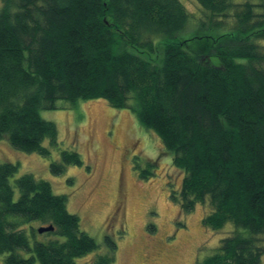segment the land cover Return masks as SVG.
I'll list each match as a JSON object with an SVG mask.
<instances>
[{"label": "trees", "instance_id": "obj_1", "mask_svg": "<svg viewBox=\"0 0 264 264\" xmlns=\"http://www.w3.org/2000/svg\"><path fill=\"white\" fill-rule=\"evenodd\" d=\"M195 0L204 13L194 32L179 0H0V140L48 157L57 128L40 111L98 99L135 114L161 141L184 176L169 192L181 213L209 201L202 220L232 234L198 264H260L264 246V0ZM131 102V103H129ZM53 175L82 166L61 153ZM139 177L151 178L150 168ZM0 164V255L3 264H75L98 249L67 211V197L46 181ZM53 226L64 241L36 242L22 228ZM90 264H112L117 249ZM30 256L22 258L19 252Z\"/></svg>", "mask_w": 264, "mask_h": 264}, {"label": "rangeland", "instance_id": "obj_2", "mask_svg": "<svg viewBox=\"0 0 264 264\" xmlns=\"http://www.w3.org/2000/svg\"><path fill=\"white\" fill-rule=\"evenodd\" d=\"M179 1L193 25L183 34L187 38L207 13L195 0ZM56 106V110L40 111V118L57 128L56 147L51 148L49 140L42 142L50 155L18 152L0 140V164L18 166L9 181L15 199L19 194L14 181L25 174L48 182L54 195L67 197L68 213L78 216L80 231L98 244L97 250L75 259V264H90L105 255L106 236L117 245L112 264H198L214 255L221 240L230 235L250 238L247 230L232 223L218 231L204 228L202 220L211 212L208 200L191 213H181L169 192L179 190L184 175L172 165L156 134L145 130L128 108L113 109L98 99L72 104L61 100ZM64 151L76 152L83 164L65 166L62 174L53 175L50 165L61 163ZM150 164L154 166L149 169L151 178L144 180L140 171ZM40 227L35 221L22 228L30 247L36 242L64 241L56 234H38ZM258 239L264 246V235ZM19 255L30 256L23 251ZM4 257L0 255V264ZM261 258L264 264V254Z\"/></svg>", "mask_w": 264, "mask_h": 264}, {"label": "water", "instance_id": "obj_3", "mask_svg": "<svg viewBox=\"0 0 264 264\" xmlns=\"http://www.w3.org/2000/svg\"><path fill=\"white\" fill-rule=\"evenodd\" d=\"M53 226L40 227L37 232L38 234H46L47 232H53Z\"/></svg>", "mask_w": 264, "mask_h": 264}]
</instances>
